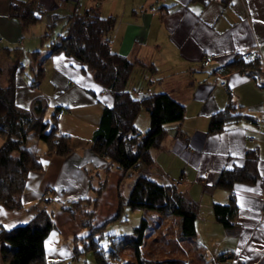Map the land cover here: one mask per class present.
Instances as JSON below:
<instances>
[{"label":"crops","instance_id":"obj_1","mask_svg":"<svg viewBox=\"0 0 264 264\" xmlns=\"http://www.w3.org/2000/svg\"><path fill=\"white\" fill-rule=\"evenodd\" d=\"M35 2L43 12L63 8L62 13L53 12L62 19L75 9L90 7L101 15L115 16L112 50L144 63L134 65L126 87L134 95L167 91L184 105L183 118L164 123L166 133L160 145L150 149L153 161L148 174L160 183H174L195 204L193 241L202 248L207 264H264V84L258 83L259 77L264 80V0H82L78 6L77 0ZM47 19L49 22V16ZM26 29L9 13V0H0V84H7L8 69L19 58L16 103L30 108L35 97L44 96L48 104L45 118L56 107L63 109L55 121L59 132L72 136L73 150L65 155L47 154L45 136L27 140L26 145L40 154L43 168L28 173L20 196L22 207L0 204V228L27 222L33 214L28 206L41 197L47 201L53 188L50 204L55 227L44 241L47 264H97L95 259L73 255L74 236L82 232L80 217L59 206L66 199L87 194L91 173L107 162L89 145L112 96L79 59L52 53L48 44L33 36L22 38ZM253 47L262 68L258 78L243 70L220 68L235 54ZM205 53L214 56L202 65ZM22 59L29 64L28 76ZM40 67L44 75L37 85H31L29 81ZM132 76L139 79L134 81ZM230 99L251 119L241 118L218 131H207L210 113ZM46 122L48 126L52 123ZM148 123V113L141 109L134 124L144 130ZM247 149L256 151L257 176L253 182L233 184L235 223L225 227L214 218L211 203L227 202L229 192L214 180L224 165L240 164ZM139 169L140 165L126 172L111 169L94 218L96 224L116 211L117 191L123 198ZM0 264H8L1 254Z\"/></svg>","mask_w":264,"mask_h":264},{"label":"trees","instance_id":"obj_2","mask_svg":"<svg viewBox=\"0 0 264 264\" xmlns=\"http://www.w3.org/2000/svg\"><path fill=\"white\" fill-rule=\"evenodd\" d=\"M9 13L16 16L23 27L38 22L43 16V10L37 7L35 0H9ZM52 16L51 24L59 17L56 13ZM115 23V16L101 15L95 7L75 9L66 17L64 30L52 35L48 42L50 52H62L79 59L92 78L112 96V103L103 107L89 145L92 151L105 156L107 162L91 173L87 194L66 199L59 206L73 217H80L82 232L74 236L73 255L78 257L92 250L97 264H207L199 249L191 248L187 256L183 247L195 234V204L174 183H160L147 171L153 161L150 149L158 147L166 133L164 123L180 121L184 116V105L167 91L139 92L146 93L139 97V93L134 95L126 87L134 65L144 63L134 62L112 50L110 35ZM44 36H49V32ZM19 64L18 58L8 69L7 84H0V204L7 208L23 206L20 196L26 187L28 173L43 168L40 154L26 145L28 139L45 136L47 154L65 155L73 150L72 136L59 132L55 121L58 111L63 109L55 108L51 114L54 120L48 126L44 114L48 104L44 96L35 97L30 108L16 103L15 70ZM220 68L243 70L256 78L262 71L260 57L244 52L229 58ZM43 75L42 67L36 69L30 84L37 85ZM258 79L263 85L264 80ZM141 109L147 111L149 118L144 130L134 124ZM241 118L251 119L230 99L210 113L207 131H218L224 124ZM256 156L255 149H247L240 164L224 165L215 177V185L229 192L227 202L211 203L214 218L225 227L235 223L232 186L235 182L255 180ZM138 165L140 169L125 196L121 198L117 191V210L96 224L94 218L111 169L117 167L126 172ZM52 191L53 188L47 201L41 197L28 206L33 214L27 222L0 228V254L8 264H47L44 241L55 227L54 210L49 207ZM124 205L156 213L151 216L154 219L148 234L145 233L148 219L144 216L131 231L105 232L111 220H121ZM104 235L107 246L101 243Z\"/></svg>","mask_w":264,"mask_h":264},{"label":"rangeland","instance_id":"obj_3","mask_svg":"<svg viewBox=\"0 0 264 264\" xmlns=\"http://www.w3.org/2000/svg\"><path fill=\"white\" fill-rule=\"evenodd\" d=\"M54 11L55 12L59 11L60 13H62L64 11V9L58 8V7L55 10L45 9L43 12V16H42L41 20H39L38 22L33 23V24L26 27L27 29L24 32V35L22 38H25L26 40H28L31 36H33L34 38H37L38 41L43 40L44 45L48 44L49 39L51 38L52 35H55L57 32L64 30L63 29L64 28L63 23L65 21L64 18L63 19L57 18L53 24L50 23L52 21L51 17H52V13ZM47 16H49V22H47V20H48ZM48 23H50L49 26H48ZM47 32H49V36L45 37L44 33H47ZM32 33H34V35H32ZM4 45H6V44H4ZM21 61H22L21 63L24 64V74L26 76H28V73L30 72L29 64L26 63L25 59H22ZM132 79L134 81H137L139 79V76H132ZM45 120L46 121L49 120V121L53 122L54 119L50 115L49 118H45ZM125 178H126V175L124 174L123 179H125ZM119 180H120V178H119ZM98 206H99V204H98ZM49 207L51 208V205ZM97 209H98V207H97ZM96 213H97V211H96ZM121 216H122L121 220H119V219L111 220L107 224L105 232H107V233H113V232L117 233L118 232L119 233V232L131 231L132 227L138 223L139 218L141 216H144L145 218L148 219V225L145 228V233L148 234L150 232V227L153 225L152 220L154 218H152V217L156 216V213L150 209H140V208L131 209V208L124 205V207L121 211ZM146 236L147 235H145V238H146ZM187 240L188 241H186L184 246H183L185 251L187 252V254H186L187 256L190 253L189 251H191V248L192 249L194 248L196 250L199 249V251L202 252V254L204 255L202 248H199V246L195 242V240L193 241V239H191V238L187 239ZM101 243L104 244L105 246H107L105 235L102 236ZM179 245H181V242ZM81 255H83L82 258H85V256H86L89 259V261L90 260L93 261L95 259L92 250L91 251L87 250L86 252L82 253Z\"/></svg>","mask_w":264,"mask_h":264},{"label":"built area","instance_id":"obj_4","mask_svg":"<svg viewBox=\"0 0 264 264\" xmlns=\"http://www.w3.org/2000/svg\"><path fill=\"white\" fill-rule=\"evenodd\" d=\"M81 1H82V0H77V2H78L77 5H79ZM37 7L40 8V9L42 8L41 5H39V4H37ZM2 40H3V38H2V36L0 35V41H2ZM244 53H245V55H258V56H259V53H258L257 49L254 48V47H253V48H249L248 50L244 51ZM213 56H214L213 53H205V54L202 56V58H201V61H200L201 64H202V65H207V64L209 63L210 59H211ZM259 57H260V56H259ZM221 84H223V82H222ZM63 113H64V110H59L58 113H57V116H56V117H60ZM261 121L264 123V116L261 117Z\"/></svg>","mask_w":264,"mask_h":264},{"label":"water","instance_id":"obj_5","mask_svg":"<svg viewBox=\"0 0 264 264\" xmlns=\"http://www.w3.org/2000/svg\"><path fill=\"white\" fill-rule=\"evenodd\" d=\"M146 93H139L138 96L141 97V96H145Z\"/></svg>","mask_w":264,"mask_h":264}]
</instances>
